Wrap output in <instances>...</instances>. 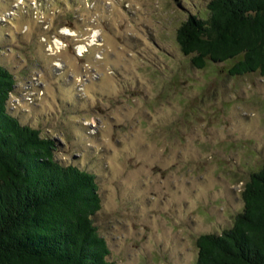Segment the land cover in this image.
Wrapping results in <instances>:
<instances>
[{"label": "rangeland", "instance_id": "obj_1", "mask_svg": "<svg viewBox=\"0 0 264 264\" xmlns=\"http://www.w3.org/2000/svg\"><path fill=\"white\" fill-rule=\"evenodd\" d=\"M208 2L0 0L10 108L96 176L117 264H197V239L233 226L264 166V77L197 69L177 43Z\"/></svg>", "mask_w": 264, "mask_h": 264}, {"label": "trees", "instance_id": "obj_2", "mask_svg": "<svg viewBox=\"0 0 264 264\" xmlns=\"http://www.w3.org/2000/svg\"><path fill=\"white\" fill-rule=\"evenodd\" d=\"M206 9L177 29L192 65L230 63L231 76L264 77V0H209ZM16 78L0 56V264H117L94 222L96 176L56 160L57 142L10 108ZM241 197L231 228L197 239V264H264V166Z\"/></svg>", "mask_w": 264, "mask_h": 264}, {"label": "built area", "instance_id": "obj_3", "mask_svg": "<svg viewBox=\"0 0 264 264\" xmlns=\"http://www.w3.org/2000/svg\"><path fill=\"white\" fill-rule=\"evenodd\" d=\"M82 54H83V52H82Z\"/></svg>", "mask_w": 264, "mask_h": 264}]
</instances>
